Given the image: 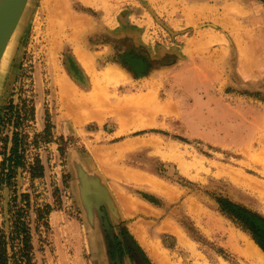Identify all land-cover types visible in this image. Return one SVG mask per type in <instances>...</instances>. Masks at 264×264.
<instances>
[{
    "label": "rangeland",
    "instance_id": "374dc122",
    "mask_svg": "<svg viewBox=\"0 0 264 264\" xmlns=\"http://www.w3.org/2000/svg\"><path fill=\"white\" fill-rule=\"evenodd\" d=\"M16 134L0 264H249L231 232L264 251L223 207L264 220V1L29 0L0 66V174Z\"/></svg>",
    "mask_w": 264,
    "mask_h": 264
},
{
    "label": "trees",
    "instance_id": "16d2710c",
    "mask_svg": "<svg viewBox=\"0 0 264 264\" xmlns=\"http://www.w3.org/2000/svg\"><path fill=\"white\" fill-rule=\"evenodd\" d=\"M264 1V0H263ZM14 146L11 149L10 155L7 154L5 156L4 161L2 162V172L0 174V183H2L4 178H6L8 184H11L12 177L16 174V169L21 166H25L24 159H25V152H21L20 150V139L18 134L15 135L14 138ZM6 169L9 170V172H5ZM31 176L33 178L40 177L44 175V166L41 164L40 160H36V162L31 165ZM22 203L25 204V208H29L31 206L30 204V195L29 194H23L22 196ZM24 207L18 208L17 214L15 215V227L16 232L23 234V255L25 258H28V252L31 250V233L30 228L25 222L24 216L26 215V210ZM223 212L227 214L228 217H230L233 221L237 222L238 224L242 225L251 233L256 243L262 248L264 251V227L261 226L260 222L264 223V220L249 212L246 211L238 206H231V207H223ZM110 242V255L112 260L115 262L117 257L115 253V247L113 245V241L109 239ZM2 244V242H0ZM4 252L3 249L0 250V254L2 255ZM0 255V256H1ZM121 258L124 257V253H121Z\"/></svg>",
    "mask_w": 264,
    "mask_h": 264
},
{
    "label": "bare ground",
    "instance_id": "6f19581e",
    "mask_svg": "<svg viewBox=\"0 0 264 264\" xmlns=\"http://www.w3.org/2000/svg\"><path fill=\"white\" fill-rule=\"evenodd\" d=\"M0 2H1V0H0ZM15 34H16V31H15L13 36H15ZM13 36L11 37V39L9 41V44H10ZM8 50H9V45H8L7 51ZM7 51H6L5 55H4V57L6 56ZM4 57H3L2 61L4 60ZM0 66H1V64H0ZM58 85H59V89H60L59 95L61 94L60 95L61 96V100H62L63 103H65V107H67L65 109H67L69 115H74V112L76 111L77 107L75 106L76 107L75 108V107H73V105L74 104L78 105L79 102L71 103L69 101L73 100V98L76 95H79L80 94L79 91L75 87H73L69 83V81L67 79H65V77H62L60 80H58ZM229 242L232 245V248L240 256L245 258L249 262V264H264V254L259 249V247H256L252 242H250L249 239H247V238H245V237H243L241 235H238L235 232H231L230 235H229Z\"/></svg>",
    "mask_w": 264,
    "mask_h": 264
},
{
    "label": "water",
    "instance_id": "95a60500",
    "mask_svg": "<svg viewBox=\"0 0 264 264\" xmlns=\"http://www.w3.org/2000/svg\"><path fill=\"white\" fill-rule=\"evenodd\" d=\"M29 0H1L0 2V64L7 51Z\"/></svg>",
    "mask_w": 264,
    "mask_h": 264
}]
</instances>
